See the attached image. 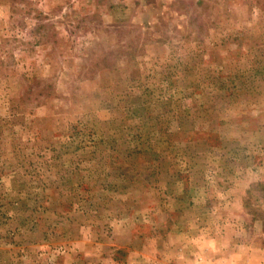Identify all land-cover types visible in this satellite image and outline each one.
<instances>
[{
	"label": "rangeland",
	"instance_id": "1",
	"mask_svg": "<svg viewBox=\"0 0 264 264\" xmlns=\"http://www.w3.org/2000/svg\"><path fill=\"white\" fill-rule=\"evenodd\" d=\"M0 264H264V0H0Z\"/></svg>",
	"mask_w": 264,
	"mask_h": 264
},
{
	"label": "trees",
	"instance_id": "2",
	"mask_svg": "<svg viewBox=\"0 0 264 264\" xmlns=\"http://www.w3.org/2000/svg\"><path fill=\"white\" fill-rule=\"evenodd\" d=\"M209 135L213 136V134L215 135V133L211 132V131H208L207 132Z\"/></svg>",
	"mask_w": 264,
	"mask_h": 264
}]
</instances>
